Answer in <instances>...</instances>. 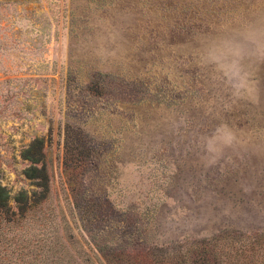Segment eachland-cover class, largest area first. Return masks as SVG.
Returning a JSON list of instances; mask_svg holds the SVG:
<instances>
[{"label":"rangeland","instance_id":"rangeland-1","mask_svg":"<svg viewBox=\"0 0 264 264\" xmlns=\"http://www.w3.org/2000/svg\"><path fill=\"white\" fill-rule=\"evenodd\" d=\"M0 186V264H264V0H0Z\"/></svg>","mask_w":264,"mask_h":264},{"label":"trees","instance_id":"trees-1","mask_svg":"<svg viewBox=\"0 0 264 264\" xmlns=\"http://www.w3.org/2000/svg\"><path fill=\"white\" fill-rule=\"evenodd\" d=\"M31 163H38L42 160L43 155L41 152V141L39 139H35L31 145L28 147V149L25 151L24 154ZM27 171H31L32 173L30 174V177H34L37 179V185L44 190V192L41 193V197L45 195V191L48 190V185H47V175L45 168H38L36 165L32 166L27 169ZM6 198H7V193L5 190L0 186V209L2 211H9V207L7 206L6 203ZM20 210H23V208H20ZM158 264V262L154 263ZM160 264H183L181 261V256L179 257H172L171 261L165 260L161 262ZM196 264V262L192 263Z\"/></svg>","mask_w":264,"mask_h":264}]
</instances>
